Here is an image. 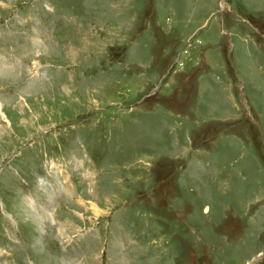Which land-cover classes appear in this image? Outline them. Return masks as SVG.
<instances>
[{
    "label": "rangeland",
    "instance_id": "374dc122",
    "mask_svg": "<svg viewBox=\"0 0 264 264\" xmlns=\"http://www.w3.org/2000/svg\"><path fill=\"white\" fill-rule=\"evenodd\" d=\"M11 12L51 37L23 49L42 82L0 59V264H264V0Z\"/></svg>",
    "mask_w": 264,
    "mask_h": 264
}]
</instances>
